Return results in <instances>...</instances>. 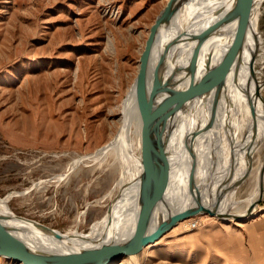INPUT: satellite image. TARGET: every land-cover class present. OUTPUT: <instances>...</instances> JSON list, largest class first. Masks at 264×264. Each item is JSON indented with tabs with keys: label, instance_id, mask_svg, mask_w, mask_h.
I'll list each match as a JSON object with an SVG mask.
<instances>
[{
	"label": "rangeland",
	"instance_id": "rangeland-1",
	"mask_svg": "<svg viewBox=\"0 0 264 264\" xmlns=\"http://www.w3.org/2000/svg\"><path fill=\"white\" fill-rule=\"evenodd\" d=\"M166 1L0 0V196L32 186L9 200L15 213L65 230L83 210L76 228L87 231L106 210V202H94L114 184L106 173L81 168L59 184H33L113 136L120 101ZM260 7L256 38L240 44L243 52L253 44L248 60L261 70L250 67L255 87L264 79V0ZM248 186L239 185L233 199L243 201ZM261 198L240 225L208 214L177 223L150 254L137 252L138 264H264V191ZM0 264L22 263L0 256Z\"/></svg>",
	"mask_w": 264,
	"mask_h": 264
},
{
	"label": "bare ground",
	"instance_id": "bare-ground-1",
	"mask_svg": "<svg viewBox=\"0 0 264 264\" xmlns=\"http://www.w3.org/2000/svg\"><path fill=\"white\" fill-rule=\"evenodd\" d=\"M260 2L182 0L172 19L153 31L147 58L139 61L136 75L120 101L121 123L113 136L92 152L71 155L60 172L33 184L45 188L81 168L109 175L113 186L94 201L106 202L107 208L87 231L76 228L85 216L83 210L77 211L75 225L65 230L45 224L43 228L29 216L15 213L9 200L32 186L0 196V223L4 228L25 244L61 258L81 256L105 243L129 238L138 230L139 184L153 149L149 103L159 121L166 123L168 137L170 166L162 179L158 219L182 210L198 193L202 207L226 216L223 225L233 220L240 225L237 217L256 212L264 189V104L255 93L247 63L253 44L245 52L240 44L242 38L250 42L258 34ZM190 60L196 74H201L208 85L207 95L199 94L195 75L187 67ZM185 85L189 101L176 111L174 92ZM211 104L213 125L188 151L182 145L186 122L190 119L195 128L206 123ZM245 182L251 191L239 202L233 195ZM183 222L186 220L179 223ZM161 240L162 236L147 244L144 252L150 254ZM113 264H138L137 253L130 251Z\"/></svg>",
	"mask_w": 264,
	"mask_h": 264
},
{
	"label": "water",
	"instance_id": "water-1",
	"mask_svg": "<svg viewBox=\"0 0 264 264\" xmlns=\"http://www.w3.org/2000/svg\"><path fill=\"white\" fill-rule=\"evenodd\" d=\"M182 0H167L159 14L154 19L150 26L149 34L145 40L144 48L140 54V61L143 62L147 58L149 46L153 37V31L158 29L160 25L169 22L175 12L178 10ZM179 37L177 36L172 40V43ZM168 45L165 47L167 50ZM249 66L254 68L255 71H261L259 68H255L250 60H248ZM190 72L195 75L196 84L201 96L210 93L208 85L200 74H196L194 64L188 61L187 64ZM255 71L252 72L254 75ZM255 93L264 104V98L260 91V85L264 84V79L256 83ZM175 109L181 110L189 101V93L187 85L177 87L174 92ZM150 110V122L153 138V149L150 155L140 179L139 189V209H138V230L133 232L129 238L121 240L119 242H108L103 246L88 250L85 254L76 257L61 258L53 256L46 251L33 248L21 240L11 235L4 226L0 223V256L9 258L20 262L22 264H111L114 258H117L114 262L119 261L124 255L130 251L139 252L147 244L154 242L163 236L167 231L173 228L177 223L188 219L197 214H208L217 218H226V216H220L209 208L202 207L199 202L201 201V194L198 193L191 204L184 207L182 210L166 215L165 218L158 219L159 209L161 202H163L162 196V179L165 171L169 165V151L167 149V133L165 132L166 123L159 121L157 112L151 106L148 105ZM186 122L187 133L184 136L182 145L188 151L193 147L194 141L202 135L208 128H211L214 121L213 106L211 104L210 119L202 124L200 127H193V122L188 119ZM264 191V189H263ZM262 199V198H261ZM260 199V200H261ZM258 201V203L260 202ZM258 205V204H257ZM251 214L246 212V215L237 218H243ZM236 218V217H235ZM156 220V224L153 226V221ZM40 224V223H38ZM45 227V225L40 224Z\"/></svg>",
	"mask_w": 264,
	"mask_h": 264
},
{
	"label": "built area",
	"instance_id": "built-area-1",
	"mask_svg": "<svg viewBox=\"0 0 264 264\" xmlns=\"http://www.w3.org/2000/svg\"><path fill=\"white\" fill-rule=\"evenodd\" d=\"M189 220V219H188ZM186 222H187V220H186ZM184 223V222H183ZM196 224H197V221H192V222H190V223H188V224H186L188 227H195L196 226Z\"/></svg>",
	"mask_w": 264,
	"mask_h": 264
}]
</instances>
